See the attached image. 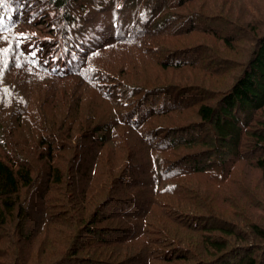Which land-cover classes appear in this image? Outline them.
<instances>
[{
    "label": "trees",
    "instance_id": "trees-1",
    "mask_svg": "<svg viewBox=\"0 0 264 264\" xmlns=\"http://www.w3.org/2000/svg\"><path fill=\"white\" fill-rule=\"evenodd\" d=\"M260 15L0 0V264H264Z\"/></svg>",
    "mask_w": 264,
    "mask_h": 264
},
{
    "label": "rangeland",
    "instance_id": "rangeland-1",
    "mask_svg": "<svg viewBox=\"0 0 264 264\" xmlns=\"http://www.w3.org/2000/svg\"><path fill=\"white\" fill-rule=\"evenodd\" d=\"M258 2V1H257ZM259 4H262V1L258 2ZM263 15H260V18H262ZM262 20H264V17L262 18ZM24 23V22H23ZM23 30H26L27 25L24 23L23 24ZM36 30V29H35ZM23 39V38H21ZM243 47H246L245 42L242 43ZM24 57V56H21ZM153 71V73H158V71L155 68H151V72ZM230 76H226L224 77V80H218L217 83H213V86L215 88H221L222 85L224 83H226V81H229ZM260 172L257 170H250L248 172V186H250L256 193L257 195V199L259 201V203H257L256 208L252 207L251 210L253 211V213L256 216V219H258L259 222H264V212L261 210V205H264V184L262 183L261 179H260ZM261 204V205H260ZM34 247L36 250H38L40 258H37L38 260H44L48 259L50 261H54L58 256L51 254V251L56 250V247H50L49 245H46L44 243V241H40L39 239L35 240L34 242ZM46 251V254L44 256L42 255V251ZM131 253V252H130ZM123 257L122 259L127 255V253L125 251L122 252ZM47 255H50L51 258H49Z\"/></svg>",
    "mask_w": 264,
    "mask_h": 264
},
{
    "label": "bare ground",
    "instance_id": "bare-ground-1",
    "mask_svg": "<svg viewBox=\"0 0 264 264\" xmlns=\"http://www.w3.org/2000/svg\"><path fill=\"white\" fill-rule=\"evenodd\" d=\"M21 161V160H20ZM28 163V162H27Z\"/></svg>",
    "mask_w": 264,
    "mask_h": 264
}]
</instances>
